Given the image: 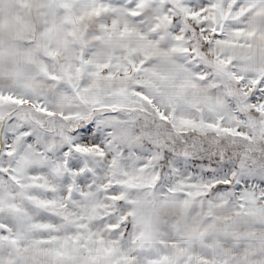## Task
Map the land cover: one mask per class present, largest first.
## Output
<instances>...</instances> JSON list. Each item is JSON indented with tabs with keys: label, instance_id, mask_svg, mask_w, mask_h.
Here are the masks:
<instances>
[{
	"label": "snow or ice",
	"instance_id": "obj_1",
	"mask_svg": "<svg viewBox=\"0 0 264 264\" xmlns=\"http://www.w3.org/2000/svg\"><path fill=\"white\" fill-rule=\"evenodd\" d=\"M0 264H264V0H0Z\"/></svg>",
	"mask_w": 264,
	"mask_h": 264
}]
</instances>
